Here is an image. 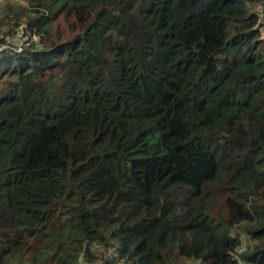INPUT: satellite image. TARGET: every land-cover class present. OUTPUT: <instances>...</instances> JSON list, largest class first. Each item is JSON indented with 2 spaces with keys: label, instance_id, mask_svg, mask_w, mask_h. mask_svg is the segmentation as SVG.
<instances>
[{
  "label": "trees",
  "instance_id": "trees-1",
  "mask_svg": "<svg viewBox=\"0 0 264 264\" xmlns=\"http://www.w3.org/2000/svg\"><path fill=\"white\" fill-rule=\"evenodd\" d=\"M263 2L27 0L42 46L0 54V264H264Z\"/></svg>",
  "mask_w": 264,
  "mask_h": 264
},
{
  "label": "built area",
  "instance_id": "built-area-1",
  "mask_svg": "<svg viewBox=\"0 0 264 264\" xmlns=\"http://www.w3.org/2000/svg\"><path fill=\"white\" fill-rule=\"evenodd\" d=\"M256 15L257 23L255 28L261 39L264 41V2L257 6ZM29 46L40 49L42 46L40 37L36 33L30 32L26 24H22L6 38L5 42L0 43V54H3L4 52H22ZM244 250V247H240L234 255L235 260L239 264H246L240 258V253ZM111 255H113V253H109L108 257H111Z\"/></svg>",
  "mask_w": 264,
  "mask_h": 264
},
{
  "label": "rangeland",
  "instance_id": "rangeland-1",
  "mask_svg": "<svg viewBox=\"0 0 264 264\" xmlns=\"http://www.w3.org/2000/svg\"><path fill=\"white\" fill-rule=\"evenodd\" d=\"M27 0H2L0 1V39L5 37L12 25L16 23L18 15V23L20 25L26 24L31 14L24 13L27 10ZM257 7H253V11L256 13ZM16 20V21H15ZM17 28V27H16ZM86 264V263H84ZM98 264H101L100 262Z\"/></svg>",
  "mask_w": 264,
  "mask_h": 264
}]
</instances>
